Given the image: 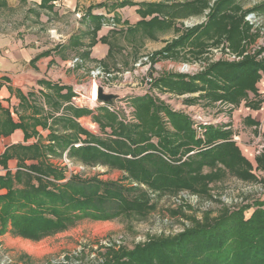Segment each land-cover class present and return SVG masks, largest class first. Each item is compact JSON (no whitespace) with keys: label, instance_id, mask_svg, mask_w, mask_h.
I'll return each instance as SVG.
<instances>
[{"label":"rangeland","instance_id":"374dc122","mask_svg":"<svg viewBox=\"0 0 264 264\" xmlns=\"http://www.w3.org/2000/svg\"><path fill=\"white\" fill-rule=\"evenodd\" d=\"M218 2L219 0H92L91 9L98 8L101 13L111 15L103 17L102 25H92L96 28L101 25L105 31L114 35L112 46L109 45V57L105 59L108 68H102L101 65L96 67L107 74H113L101 84L106 88V93L120 96V101L115 98L106 102V105L115 109L122 108L123 103L120 102L127 99L130 104L126 107L133 113L134 123L131 125L139 126L141 121L138 115L141 108H136L133 101L136 98H148L157 108L159 125L169 135L174 133V129L166 110L185 115L187 112L192 113L188 109L196 104H192L190 94L184 95L187 98L184 103L183 97L177 96V92L157 85V79L168 75L193 78L216 61L232 63L233 56L239 59L233 62H239L245 57L256 60L258 53H261V57L264 56V51L259 52L264 47V11L256 10L264 4V0H229L223 7H218L215 20L209 25V14ZM34 5L35 0H5L4 5L0 2V33L11 36L27 28L35 30ZM87 24L90 27V21L83 25ZM43 25L47 28V22ZM65 26L67 30L68 25ZM193 29L197 33L178 43ZM99 40L102 42V39ZM75 65L71 64V67ZM184 65H197L198 74H180ZM90 72L87 89H90L92 82ZM81 88L75 86L74 91H81ZM162 97L164 100L160 99ZM215 103L219 111H215V107L212 110L208 108L214 105L206 100H201L197 107L203 111L202 116L211 117L217 113L227 115L232 120V123L211 128L237 133V122L230 116L233 106L219 101ZM84 104L88 107L83 102H78L75 106L79 110L86 108L90 114L72 119L92 136L104 141L114 140L111 127L118 128L124 124L117 114L106 108L104 111L101 107L93 110L88 103ZM104 113L114 116V124H108L100 117ZM95 116L101 119L98 120L100 123L96 122ZM51 121L50 125L54 127V120ZM189 124L191 128V121ZM159 125L148 135L150 144L157 153H161L162 159L170 166L180 167L184 161L190 163L188 156L194 152L185 154L183 147L176 150L171 146L167 150H161L156 137ZM191 130L196 139L201 142L206 140L204 134L207 128L203 129V135L197 134L192 128ZM241 132L243 141L240 144L243 147L255 146L258 150L262 142L252 143L251 135H255L254 131L242 128ZM59 133L63 135V132ZM75 137L81 141L85 139L83 135ZM80 140L75 147L80 145ZM131 146L130 149L134 147ZM35 164L37 163L30 165ZM49 164L63 169L67 178L71 175L82 179L95 178L132 189L126 197L136 204L135 212L132 209L120 218L106 221L84 219L66 231L38 241L18 236L10 227L3 229L0 224V264H109L122 250L131 251L134 247L149 242L174 239L194 227L211 225L225 212L232 213L244 205H252L254 201L264 199V172L250 173V165L247 163V167L237 164V168L228 169L214 161L211 165L201 166L198 171H190L184 184L176 183L177 176L164 181L154 175L152 180H146V176L133 173L132 165L130 168H111L98 163L88 167L71 161L65 153L62 157H52ZM239 169L246 170L251 177L243 178L238 174ZM0 191V195L7 192L6 189ZM252 212L253 208L244 216L248 218Z\"/></svg>","mask_w":264,"mask_h":264},{"label":"trees","instance_id":"16d2710c","mask_svg":"<svg viewBox=\"0 0 264 264\" xmlns=\"http://www.w3.org/2000/svg\"><path fill=\"white\" fill-rule=\"evenodd\" d=\"M0 2L4 5L5 0ZM226 3L229 0H219L215 5L208 17L209 25L214 22L218 7ZM40 6L45 7L43 3ZM256 10L264 11V4ZM196 31H189L178 43ZM261 68V63L245 57L239 62L214 63L193 78L182 75L160 77L156 84L177 94L200 90L211 100L237 103L245 96L246 90L254 89L257 71ZM195 81L199 82V86L194 84ZM133 104L141 108L138 115L141 125L111 127L114 140L98 139L72 119L90 114L85 109L71 107L66 109L69 115L51 117L56 126L48 136L51 144L22 149L25 157L35 158L37 164L26 165L21 161L14 174L6 172L0 177V189L7 191L0 195L2 228L10 227L14 234L38 241L66 231L84 219L106 221L120 218L132 209L135 212L136 204L126 197L132 189L95 178L82 179L73 175L67 178L63 169L49 164V157H62L63 153L71 161L88 167L98 163L111 168H130L132 165V172L146 176V180H152L154 175L164 181L177 176L176 183L181 184H184L190 171H198L201 166L211 165L214 161L228 169L237 168V164L247 167L238 148L228 141V132L206 127V140L201 142L195 138L186 117L166 110L174 129V133L168 135L159 125L157 108L152 101L136 98ZM101 109L104 110V107ZM100 117L108 124H114L112 114L104 113ZM94 119L98 123L101 121L97 116ZM157 125L160 129L156 137L161 150L171 146L176 150L183 147L185 154L194 152L188 156L190 163L184 161L180 167L170 166L162 159L161 153H157L150 144L148 136ZM41 126L45 128L46 124ZM82 135L85 136L82 141L75 137ZM79 140L81 144L75 147ZM131 145H134L132 149ZM258 163L264 168V157ZM242 170L238 171L240 176L251 177L246 170ZM128 171L131 173L130 169ZM252 208L251 216L246 218L244 214ZM225 213L211 225L194 227L174 239L149 242L131 251L122 250L109 264H264V199Z\"/></svg>","mask_w":264,"mask_h":264},{"label":"crops","instance_id":"0c3cea01","mask_svg":"<svg viewBox=\"0 0 264 264\" xmlns=\"http://www.w3.org/2000/svg\"><path fill=\"white\" fill-rule=\"evenodd\" d=\"M91 1L35 0V30L27 28L11 36L0 33V176L6 172L14 173L21 161L26 165L37 163L35 158L25 157L22 149L51 144L47 137L50 130L56 128L50 125L51 117L69 115L67 108L77 109L71 105L74 87H86V90L88 73L96 67L109 66L105 59L109 57L114 35L101 25L103 17L111 15L101 13L98 8L91 9ZM41 3L45 7H41ZM97 18H100L99 22ZM88 21L90 27L83 25ZM44 22H47V28ZM93 23L101 25L96 28ZM65 25H68L67 30ZM260 55L258 53L256 61L263 68L257 71L254 89L246 90L237 103L211 100L200 90L177 94L183 97L184 103L187 102L185 94L191 95L192 104L199 105L201 100H206L214 105L208 108L215 107V111H219L215 105L218 101L233 106L230 116L236 120L238 132L230 131L228 141L250 165V173L264 172L258 163L264 157V149L257 154L255 146L240 144L242 128L254 131L255 135H251L253 144L260 141L264 144V56ZM74 58L78 63L71 67ZM219 62L226 61L215 63ZM194 84L199 86L198 81ZM43 122L47 124L45 128L40 124Z\"/></svg>","mask_w":264,"mask_h":264},{"label":"built area","instance_id":"2783aa9c","mask_svg":"<svg viewBox=\"0 0 264 264\" xmlns=\"http://www.w3.org/2000/svg\"><path fill=\"white\" fill-rule=\"evenodd\" d=\"M232 59H233L232 62L239 60L234 56L232 57ZM76 63H78V59H74L71 62L72 66L75 65ZM179 72H180V74H185V75H190V76L198 74L197 65H184L181 68V71H179ZM90 74H91L90 76L92 78V82L90 84L91 85L90 89H86V90L81 89V91L75 90L74 91L75 96L72 98L71 105L75 106V105H77L78 102H81V103L83 102V105H85L86 107H88V105H86L84 103H88L90 105L89 108H91V109L92 108L95 109L98 107H104L108 111H110L111 113L117 114L118 119L120 120L121 123H124L125 125L133 124L134 123L133 113H132V111L129 110L128 107H126V105L130 104V103H128L127 99L120 102L123 104L122 105L120 104L122 106V108H118V109H120V110H118L117 107H116V109L112 108V107L106 105V102L101 101L98 98V90L99 89H101L103 95H111V94L106 93V88L102 86L103 85L102 82L104 83V82L108 81V79L111 78L113 76V74H107L100 68H96L95 70L91 71ZM128 94H125V95H128ZM113 96H115V95H113ZM124 96H122V97H124ZM115 98L119 100L120 96L116 95ZM160 99L164 100V97H162ZM197 106L198 105H196V106L193 105L191 108L188 109V110H191L192 113L187 112L185 115H183L184 117L187 118V120L189 122L191 121V128L194 131H196L197 134L203 135L204 134L203 129H206V127H209V126H223L224 124L232 123V120L227 115H222V114L217 115L216 114L215 116L212 115L213 117L212 116L211 117L202 116L201 114L203 111L201 110V108H198ZM173 112H175V111H173ZM263 149H264V145L261 144V146L257 150V154H259Z\"/></svg>","mask_w":264,"mask_h":264},{"label":"water","instance_id":"95a60500","mask_svg":"<svg viewBox=\"0 0 264 264\" xmlns=\"http://www.w3.org/2000/svg\"><path fill=\"white\" fill-rule=\"evenodd\" d=\"M98 98H99V100H101V101L108 102V101H110V100L115 99V96H113V95H103L101 89H99V90H98Z\"/></svg>","mask_w":264,"mask_h":264}]
</instances>
